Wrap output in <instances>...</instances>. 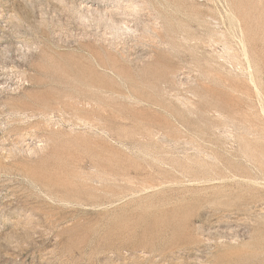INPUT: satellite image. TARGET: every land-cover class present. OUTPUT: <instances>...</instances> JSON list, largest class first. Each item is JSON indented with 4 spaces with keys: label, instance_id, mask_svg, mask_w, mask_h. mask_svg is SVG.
I'll list each match as a JSON object with an SVG mask.
<instances>
[{
    "label": "rangeland",
    "instance_id": "1",
    "mask_svg": "<svg viewBox=\"0 0 264 264\" xmlns=\"http://www.w3.org/2000/svg\"><path fill=\"white\" fill-rule=\"evenodd\" d=\"M0 264H264V0H0Z\"/></svg>",
    "mask_w": 264,
    "mask_h": 264
},
{
    "label": "bare ground",
    "instance_id": "2",
    "mask_svg": "<svg viewBox=\"0 0 264 264\" xmlns=\"http://www.w3.org/2000/svg\"><path fill=\"white\" fill-rule=\"evenodd\" d=\"M6 49V48H5Z\"/></svg>",
    "mask_w": 264,
    "mask_h": 264
}]
</instances>
